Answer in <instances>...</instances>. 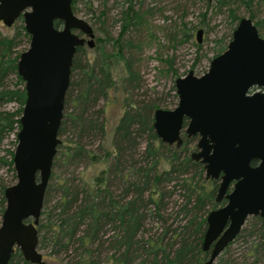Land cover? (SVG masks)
Returning a JSON list of instances; mask_svg holds the SVG:
<instances>
[{
    "label": "trees",
    "instance_id": "16d2710c",
    "mask_svg": "<svg viewBox=\"0 0 264 264\" xmlns=\"http://www.w3.org/2000/svg\"><path fill=\"white\" fill-rule=\"evenodd\" d=\"M105 1L101 0L102 8L95 16L99 21L106 18ZM122 1L120 29L110 39L126 74L122 87L132 90L138 88L140 79L131 67L132 57L125 54L138 48L141 40L125 36L139 33L150 12L141 8V0ZM218 4L226 8L230 24L239 19V8L244 9L262 33L264 0H219ZM258 14L262 18L256 19ZM19 30L14 36L0 32V145L7 135L15 136L24 101L23 82L15 67L19 54L15 37L28 36L23 26ZM230 35L217 40L213 56L224 50ZM81 50L77 47L72 57L65 112L57 131L58 136L70 133L73 139L56 146L36 225L37 248L48 260L63 264H202L208 253L201 250V239L208 206L216 205L215 185L204 178L201 164L189 157L193 148L189 150L188 145L194 138L184 137L177 147L160 142L152 128L158 99L143 98L123 110L113 128V151L105 149L99 101L113 87L109 57L114 53L101 50L89 62L79 56ZM10 102L18 107L6 108ZM140 139L145 140L141 153ZM93 141L101 152L87 148ZM6 153L8 157L0 155V167L12 171V151ZM98 161L102 162L98 173L84 178L78 168ZM4 187L0 184V215ZM176 193L181 199L178 203L172 202ZM250 217L258 236L246 246L244 256L264 260V226L258 216ZM228 245L212 264H234V257L227 254ZM7 264L32 263L15 249Z\"/></svg>",
    "mask_w": 264,
    "mask_h": 264
},
{
    "label": "water",
    "instance_id": "95a60500",
    "mask_svg": "<svg viewBox=\"0 0 264 264\" xmlns=\"http://www.w3.org/2000/svg\"><path fill=\"white\" fill-rule=\"evenodd\" d=\"M210 1V0H208ZM72 0H0V22L18 18L28 35L15 63L24 101L15 133L11 167L14 183L4 187L0 215V264L17 249L32 264H46L37 248L36 225L50 176L57 131L77 47L93 46V30L71 9ZM202 29L195 31L200 41ZM176 103L155 108L152 128L160 142L180 146L182 134L196 135L193 161L204 176L220 182L213 200L223 205L205 215L202 264H212L240 232L245 220L258 216L264 226V38L252 20L240 17L223 51L204 73L188 70L173 80ZM258 89L250 92V89ZM257 160L251 166L249 162ZM232 189L225 193L228 183Z\"/></svg>",
    "mask_w": 264,
    "mask_h": 264
},
{
    "label": "rangeland",
    "instance_id": "374dc122",
    "mask_svg": "<svg viewBox=\"0 0 264 264\" xmlns=\"http://www.w3.org/2000/svg\"><path fill=\"white\" fill-rule=\"evenodd\" d=\"M121 1L106 0L104 3L106 18L100 21L95 16L102 8L101 0H76L72 10L75 15L85 19L90 24L94 34L93 46L91 48L85 44L81 46L80 52L83 53H80L79 56L83 55L86 60L91 62L97 52L101 50L104 53H114L109 57L113 87L109 90L108 97L99 101L105 130L101 144L109 151H113L111 145L113 128L123 110L130 103L143 98H156L158 99L156 101L157 107L171 109L176 103L173 80L178 76H183L188 70H191L196 76L204 73L209 60L217 49V40L231 33V28L236 24H230L226 8L219 6V0H141V8L148 9L150 14L145 17L144 27L139 33L135 35L132 32H127L125 36V38H137L136 36H139L141 40L138 48H133L125 54V56L132 57L131 67L137 71V77L140 79L138 88L128 90L122 87L123 77L126 74L122 62L115 54L116 47H113L110 39L111 37L114 38L120 29L121 23L118 16L120 9L124 7L123 1ZM255 7L256 5H254ZM105 9L103 10L105 11ZM237 16L239 18L247 16V12L239 8ZM259 18L262 16L258 14L256 19ZM262 24L260 35L264 38V23ZM20 26H23L20 18L8 27L0 22V32L6 36H14L16 31H20ZM198 28L202 29V33L200 41L196 42L194 36ZM15 40L18 41L15 47L18 52L24 50L28 45V37L22 33L17 34ZM78 58L81 59V57ZM12 79L11 77V81ZM17 107L14 102L6 105V108L10 110ZM58 137L63 145L68 144L69 140L73 139L70 133ZM15 141L13 134L7 135L0 145V155L3 154L8 157L6 150L12 151ZM144 144L145 140L140 139L139 153H141ZM193 144L194 141L189 143V150L193 148ZM98 146V142L93 141L92 144L87 145V148L94 150V152H101ZM101 167L102 162L98 161L83 168L80 166L78 169H81L84 178H88L97 174ZM203 173L202 171L204 176ZM14 181L13 170L7 169L6 166L0 167V184L7 186ZM173 200L178 203L181 200L180 195L176 193L172 202ZM169 205L172 206V203ZM212 208L208 206L207 210ZM253 220L251 217L245 220L241 231L227 247V254L234 257V264H264V260H253L252 255L244 256L246 246L252 240L255 241L258 236L256 227L252 225ZM248 232L252 233L249 237ZM40 252L46 264H63L59 261L48 260L43 255L44 252L42 250Z\"/></svg>",
    "mask_w": 264,
    "mask_h": 264
},
{
    "label": "flooded vegetation",
    "instance_id": "af4514ba",
    "mask_svg": "<svg viewBox=\"0 0 264 264\" xmlns=\"http://www.w3.org/2000/svg\"><path fill=\"white\" fill-rule=\"evenodd\" d=\"M257 89H258L257 87H253V88L250 89V92L255 91V90H257ZM181 136H182V141H183V138H184L185 136H184L183 134H182ZM185 138H186V137H185ZM189 138H194L193 141H194V144H195L196 139H197V136H196V135H193V136H190ZM193 141H192V142H193ZM194 144H193V149H192V150H194ZM192 150H191V151H192ZM197 162H198V161H197ZM257 162H258L257 160H251V161L249 162V164H250L251 166H254V165L257 164ZM200 164H201V163H200ZM201 166H202V164H201ZM203 174H204V173H203ZM204 178H205L206 180H209V181H211V182L214 183L215 187H214L213 197H215L216 189H217V186H218V184H219V182H220L219 177L216 178V179H211V178H206V177L204 176ZM232 186H233V181H230V182L228 183V187H227L225 193L229 192V191L232 189ZM224 202H225V199L222 197L221 200H220L219 202L216 203V205L214 206V208L223 205Z\"/></svg>",
    "mask_w": 264,
    "mask_h": 264
}]
</instances>
